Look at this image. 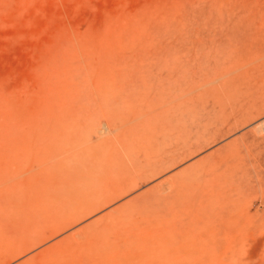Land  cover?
<instances>
[{
  "label": "rangeland",
  "instance_id": "obj_1",
  "mask_svg": "<svg viewBox=\"0 0 264 264\" xmlns=\"http://www.w3.org/2000/svg\"><path fill=\"white\" fill-rule=\"evenodd\" d=\"M259 125L264 0H0L6 264H264Z\"/></svg>",
  "mask_w": 264,
  "mask_h": 264
},
{
  "label": "bare ground",
  "instance_id": "obj_2",
  "mask_svg": "<svg viewBox=\"0 0 264 264\" xmlns=\"http://www.w3.org/2000/svg\"><path fill=\"white\" fill-rule=\"evenodd\" d=\"M93 117H94V114H93ZM263 126L264 125L262 126L259 125V127H263ZM119 196L120 194H117V195L112 194L108 196L107 197L108 202L118 198ZM60 199L61 198L53 199L54 201L53 204L56 203L55 205L56 209L53 208L54 207L53 204H52L53 206L52 205L49 206V204L47 203L48 201H44L38 204L37 208L38 210L42 212H40L37 215L43 216L44 222L47 223L51 229L48 235H45L41 231V229L37 228L36 226L33 227L30 224L27 226H16L14 228L11 227V229H8V228L5 229V228L0 227V232H1L0 233V264H6L8 261L18 257L24 252H27L31 249L38 247L39 245L44 243L47 239L56 235L58 232L67 228L71 224V217L69 215L65 216L64 215L65 213L62 211L63 209L59 205V201H61ZM93 203L94 202H92L86 208L88 213H91L94 210L99 208V204L97 203L93 204ZM43 211H45L44 214H43ZM103 228L107 229L108 224L103 225ZM46 257H50L48 256L47 252L44 253L43 257L41 258V261H44ZM24 264H37V263L28 262Z\"/></svg>",
  "mask_w": 264,
  "mask_h": 264
}]
</instances>
